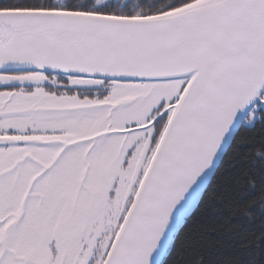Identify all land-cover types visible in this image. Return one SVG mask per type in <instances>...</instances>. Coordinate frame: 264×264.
I'll return each instance as SVG.
<instances>
[{
	"label": "snow or ice",
	"instance_id": "snow-or-ice-1",
	"mask_svg": "<svg viewBox=\"0 0 264 264\" xmlns=\"http://www.w3.org/2000/svg\"><path fill=\"white\" fill-rule=\"evenodd\" d=\"M0 264H264V0H0Z\"/></svg>",
	"mask_w": 264,
	"mask_h": 264
}]
</instances>
